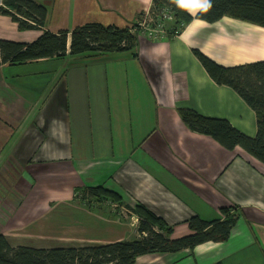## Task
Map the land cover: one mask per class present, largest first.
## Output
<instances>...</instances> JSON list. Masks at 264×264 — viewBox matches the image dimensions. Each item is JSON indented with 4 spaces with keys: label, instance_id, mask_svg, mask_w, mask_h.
Instances as JSON below:
<instances>
[{
    "label": "crops",
    "instance_id": "1",
    "mask_svg": "<svg viewBox=\"0 0 264 264\" xmlns=\"http://www.w3.org/2000/svg\"><path fill=\"white\" fill-rule=\"evenodd\" d=\"M33 1L47 11L42 30L21 31L0 13V40L30 43L42 31L87 23L130 28L152 3ZM136 50V58L66 54L0 65V235L35 249L130 241L138 224L130 210L143 205L178 239L190 233V218L210 222L233 208L239 216L227 241L135 264H264V165L189 131L178 114L223 119L253 138L254 112L216 85L192 51L223 67L264 61V28L192 19L168 40L138 36ZM94 187L121 205L82 195Z\"/></svg>",
    "mask_w": 264,
    "mask_h": 264
},
{
    "label": "trees",
    "instance_id": "2",
    "mask_svg": "<svg viewBox=\"0 0 264 264\" xmlns=\"http://www.w3.org/2000/svg\"><path fill=\"white\" fill-rule=\"evenodd\" d=\"M211 3L212 8L208 12H198L192 17L187 10L177 7L174 0H152L149 14L157 16L162 10L171 14L172 21L166 24V40L178 35L192 19L214 24L227 17L264 28V0H211ZM4 4L6 9L1 14L16 23L19 30H42L44 27L47 11L42 5L33 0H4ZM138 36L135 24L130 28H116L87 23L70 32L53 34L42 31L30 43L0 40V65L62 58L66 54L75 58L126 53L136 58ZM192 52L216 85L232 89L254 112L256 134L250 138L226 120L207 118L191 109L178 110L181 121L189 131L211 138L227 151L241 148L264 165V61L223 67L197 50ZM81 192L101 202L122 203L116 193L102 187L83 188ZM130 211L138 219L137 238L133 240L35 249L12 247L0 235V264H135L137 258L145 255L179 254L193 251L205 243H223L228 240L239 216L233 208H223L222 219L206 222L198 217L190 218L187 221L190 233L173 239V228L143 205H137Z\"/></svg>",
    "mask_w": 264,
    "mask_h": 264
},
{
    "label": "built area",
    "instance_id": "3",
    "mask_svg": "<svg viewBox=\"0 0 264 264\" xmlns=\"http://www.w3.org/2000/svg\"><path fill=\"white\" fill-rule=\"evenodd\" d=\"M4 0H0V13L5 10ZM172 21L167 10H162L157 16L145 12L135 23L139 34L151 41L166 40V24Z\"/></svg>",
    "mask_w": 264,
    "mask_h": 264
},
{
    "label": "clouds",
    "instance_id": "4",
    "mask_svg": "<svg viewBox=\"0 0 264 264\" xmlns=\"http://www.w3.org/2000/svg\"><path fill=\"white\" fill-rule=\"evenodd\" d=\"M177 7L187 10L190 14L208 12L212 8L211 0H174Z\"/></svg>",
    "mask_w": 264,
    "mask_h": 264
},
{
    "label": "rangeland",
    "instance_id": "5",
    "mask_svg": "<svg viewBox=\"0 0 264 264\" xmlns=\"http://www.w3.org/2000/svg\"><path fill=\"white\" fill-rule=\"evenodd\" d=\"M115 54H118V53H115ZM121 54H125V53H121Z\"/></svg>",
    "mask_w": 264,
    "mask_h": 264
}]
</instances>
